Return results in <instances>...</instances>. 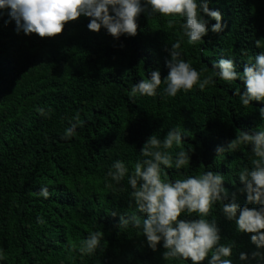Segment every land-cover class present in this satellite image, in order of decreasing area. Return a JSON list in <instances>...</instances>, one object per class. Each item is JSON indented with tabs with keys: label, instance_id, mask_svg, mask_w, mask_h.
Instances as JSON below:
<instances>
[{
	"label": "trees",
	"instance_id": "16d2710c",
	"mask_svg": "<svg viewBox=\"0 0 264 264\" xmlns=\"http://www.w3.org/2000/svg\"><path fill=\"white\" fill-rule=\"evenodd\" d=\"M141 3L146 10L137 18V35L118 39L103 27L90 31L85 16L67 23L54 38L25 35L10 9H0V264H191L163 260V242L153 251L131 223L119 227L121 216L147 217L136 211L128 176L117 183L107 175L117 160L131 174L137 160L145 159L140 151L148 138L156 134L163 141L177 126L183 141L169 149L161 146L173 156L171 168L161 165L162 176L175 180L217 172L228 192L223 203L235 198L241 208L261 207L248 204L238 178L254 159L251 146L219 157L216 149L235 139L237 129L264 130L259 113L264 103L243 106L235 94L246 91L243 82L214 76L213 64L232 59L242 73L264 51V0H209L226 27L213 33L216 21L204 16L208 35L195 45L183 36L181 18L160 16ZM178 39L181 58L203 72L201 80L212 76L214 83L175 97L165 93L162 83L155 96L130 98L131 87L150 79L152 71L159 70L162 80L167 77L166 61ZM77 113L82 123L76 135L66 137ZM181 150L190 163L177 169L174 160ZM45 186L49 199L34 195ZM38 217L45 223L38 224ZM181 218L197 216L184 213ZM207 219H215L222 244L235 242L233 264H264L251 258L264 249L252 244L251 234L237 232L221 204L213 205ZM94 231L104 233L101 246L84 255L80 242ZM241 252L249 254L247 261L239 259Z\"/></svg>",
	"mask_w": 264,
	"mask_h": 264
},
{
	"label": "clouds",
	"instance_id": "9594fccd",
	"mask_svg": "<svg viewBox=\"0 0 264 264\" xmlns=\"http://www.w3.org/2000/svg\"><path fill=\"white\" fill-rule=\"evenodd\" d=\"M150 6L151 12L163 17L181 18V30L187 42L195 45L208 35V20L210 17L216 23L212 25L211 32L220 33L224 30L222 14L210 10L209 0H144ZM10 9V16L15 20L17 29L25 35L36 34L40 38H54L61 35L69 22L78 20L81 16L90 19L87 25L92 32H99L105 28L114 38L122 34L136 36L138 31L137 18L146 9L141 0H0V9ZM203 13V15H201ZM171 22V21H170ZM256 47L261 48V40H257ZM181 40L171 45L170 60L166 61L169 69L168 75L162 80L159 70L151 72L150 79L131 87L130 98L141 96L152 97L157 94L161 84H165V93L175 97L181 90L190 91L194 86L200 90L214 83L212 76H204L197 71L190 62L181 58ZM213 75L226 82L240 80L246 91L240 95L241 103L247 107L252 101L264 103V51L259 52L253 63L244 66L243 72H237L232 59H220L213 64ZM44 115V109H38ZM261 119H264V108L259 109ZM65 130L66 137L76 135V128L80 121L79 113L72 118ZM180 127L170 129L161 141L153 134L141 149L143 160H137L133 171L122 161H115L107 175L119 183L128 176V184L132 192L131 200L138 213L146 215L145 218L134 215L131 219L120 218L119 227L127 229L131 223L143 237L149 247L155 251L163 242V260L175 261L183 259L191 264H233V248L235 242L221 243L220 230L215 219L209 220L214 204H221L223 215L229 221H234L238 233L251 234V242L257 249H264V130L242 131L236 130L235 139L227 143L226 147L216 149L217 157L225 152L237 150L240 146H251L254 159L250 167L240 169L238 178L245 186L241 191L247 195L248 204L260 205L243 208L235 203H223L228 192L223 187L224 176L213 171H205L199 175H187L175 180L162 176L161 165L171 168L173 156L161 151L169 149L175 143L180 145L183 141ZM190 163L189 154L181 150L176 154L174 164L177 169ZM49 199L51 193L48 187H41L38 193ZM196 215V219H182V215ZM116 215L115 212L112 213ZM38 224L45 223L42 217L37 218ZM104 233L102 231L90 232L86 239L80 242L79 251L84 255L94 254L101 246ZM210 257V258H209ZM251 258L264 261V253L254 251ZM241 261H247L249 254L241 252Z\"/></svg>",
	"mask_w": 264,
	"mask_h": 264
}]
</instances>
